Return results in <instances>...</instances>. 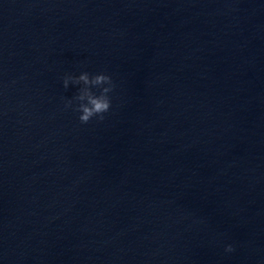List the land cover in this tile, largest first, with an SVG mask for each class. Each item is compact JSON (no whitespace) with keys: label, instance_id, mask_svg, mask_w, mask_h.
<instances>
[{"label":"water","instance_id":"1","mask_svg":"<svg viewBox=\"0 0 264 264\" xmlns=\"http://www.w3.org/2000/svg\"><path fill=\"white\" fill-rule=\"evenodd\" d=\"M0 264H264V0H0Z\"/></svg>","mask_w":264,"mask_h":264},{"label":"clouds","instance_id":"2","mask_svg":"<svg viewBox=\"0 0 264 264\" xmlns=\"http://www.w3.org/2000/svg\"><path fill=\"white\" fill-rule=\"evenodd\" d=\"M61 85L67 90L69 86L75 90L70 97H61L62 110H70L76 114L80 124L91 120L103 121L112 107V92L115 83L104 71L90 73L81 70L78 73L65 72L61 77ZM234 251L232 243L224 245V252Z\"/></svg>","mask_w":264,"mask_h":264}]
</instances>
